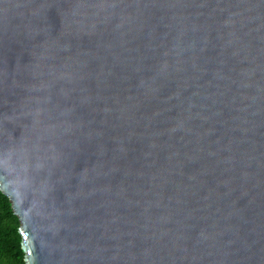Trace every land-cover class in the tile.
<instances>
[{
  "label": "water",
  "instance_id": "95a60500",
  "mask_svg": "<svg viewBox=\"0 0 264 264\" xmlns=\"http://www.w3.org/2000/svg\"><path fill=\"white\" fill-rule=\"evenodd\" d=\"M0 192L24 264H264V0H0Z\"/></svg>",
  "mask_w": 264,
  "mask_h": 264
},
{
  "label": "trees",
  "instance_id": "16d2710c",
  "mask_svg": "<svg viewBox=\"0 0 264 264\" xmlns=\"http://www.w3.org/2000/svg\"><path fill=\"white\" fill-rule=\"evenodd\" d=\"M20 241L17 219L0 192V264H24Z\"/></svg>",
  "mask_w": 264,
  "mask_h": 264
}]
</instances>
